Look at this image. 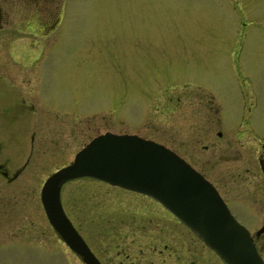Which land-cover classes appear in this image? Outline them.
<instances>
[{
	"label": "flooded vegetation",
	"instance_id": "af4514ba",
	"mask_svg": "<svg viewBox=\"0 0 264 264\" xmlns=\"http://www.w3.org/2000/svg\"><path fill=\"white\" fill-rule=\"evenodd\" d=\"M16 1L25 0H0V264H34L32 259L42 251L57 254V245L85 264L53 232L42 207V184L53 173V157L58 152L57 157L63 155L59 141L67 126L54 122L53 106L39 99L35 83L27 78L32 71H40L39 58L24 60L20 54L24 44L10 41V25L18 33L24 30L21 23L25 25L24 11L10 9ZM228 5L233 15L227 96H220L212 78L165 79L164 88L153 95H163L159 109L167 118L175 111L183 113L171 121L175 131L167 122L165 133H158V125L150 123L125 133L164 146L167 142L165 147L209 181L248 231L264 264V63L252 78L245 69L251 65L237 59L244 44H264V14H247L241 0H228ZM53 17H57L55 11L39 18V35L52 31ZM254 25L257 29L252 30ZM41 43L36 48L39 53L49 48ZM11 50H18L16 56H11ZM128 122L137 124L135 118ZM87 128L85 122L80 129L86 133ZM147 199L152 203H139V207L131 201L120 203L112 211V227L101 229L97 246L95 240L91 244L81 235L100 264H224L168 211ZM153 209L159 210L158 217H152ZM170 220L179 226L178 232L168 224Z\"/></svg>",
	"mask_w": 264,
	"mask_h": 264
},
{
	"label": "rangeland",
	"instance_id": "374dc122",
	"mask_svg": "<svg viewBox=\"0 0 264 264\" xmlns=\"http://www.w3.org/2000/svg\"><path fill=\"white\" fill-rule=\"evenodd\" d=\"M241 4L249 15L264 14V0H241ZM10 9L23 10L26 15L21 33L10 25V41L24 44L20 49L24 60L39 58L40 71H32L27 78L35 83L39 99L53 106L54 122L67 126L59 141L63 155L57 157L58 152L53 157V171L70 162L96 133L133 132L148 123L158 125V133H165L167 122L172 124L183 115L175 111L167 118L160 112L163 95L153 94L164 88L165 79L189 82L212 78L220 96L228 94L233 15L228 0H25L10 3ZM53 11L57 17H53L52 31L46 36L43 30L39 35V18L51 16ZM41 42L50 49L39 53L36 48ZM242 49L237 59L251 65L245 68L246 74L254 78L264 63V44L248 43ZM17 51L11 50V56ZM134 118L137 124L133 126L128 121ZM85 122L87 132L82 133ZM175 129L172 124L171 131ZM158 133L162 139L164 135ZM60 200L73 226L90 243L98 242L101 229L112 227L120 203L131 201L137 207L152 203L139 194L89 178L64 183ZM150 213L158 217L159 210ZM168 224L178 232L177 224L172 220ZM62 249L57 245V254L42 251L32 261L80 264Z\"/></svg>",
	"mask_w": 264,
	"mask_h": 264
},
{
	"label": "water",
	"instance_id": "95a60500",
	"mask_svg": "<svg viewBox=\"0 0 264 264\" xmlns=\"http://www.w3.org/2000/svg\"><path fill=\"white\" fill-rule=\"evenodd\" d=\"M89 177L158 202L226 264H262L247 230L215 189L164 146L135 135L104 133L44 182L41 203L53 230L86 264H99L64 215L62 182Z\"/></svg>",
	"mask_w": 264,
	"mask_h": 264
}]
</instances>
